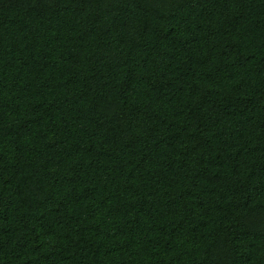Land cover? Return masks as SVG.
I'll return each instance as SVG.
<instances>
[{"label": "trees", "instance_id": "16d2710c", "mask_svg": "<svg viewBox=\"0 0 264 264\" xmlns=\"http://www.w3.org/2000/svg\"><path fill=\"white\" fill-rule=\"evenodd\" d=\"M0 264H264V0H0Z\"/></svg>", "mask_w": 264, "mask_h": 264}]
</instances>
